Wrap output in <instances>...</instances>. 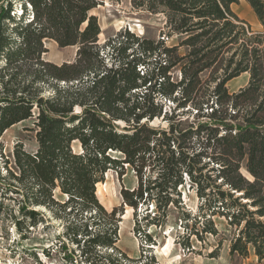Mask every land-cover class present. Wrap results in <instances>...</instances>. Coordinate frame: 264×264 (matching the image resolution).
<instances>
[{"label": "trees", "instance_id": "trees-1", "mask_svg": "<svg viewBox=\"0 0 264 264\" xmlns=\"http://www.w3.org/2000/svg\"><path fill=\"white\" fill-rule=\"evenodd\" d=\"M102 1L0 0V139L33 120L37 142L33 152L17 142L10 157L0 142V219L22 240L60 222L69 264H130L118 248L123 210L108 212L97 196L109 172L129 168L139 184L122 190L124 205L148 203V225L181 210L190 250L193 236H218L214 218H224L235 230L231 256L263 261L264 32L233 12L241 0H131L166 18L163 40L126 30L101 45L91 13ZM243 1L264 26V0ZM47 41L76 47L75 60H45ZM243 74L248 85L230 93ZM164 102L176 107L168 113ZM159 119L167 128L153 126ZM184 175L195 216L180 200Z\"/></svg>", "mask_w": 264, "mask_h": 264}, {"label": "rangeland", "instance_id": "rangeland-1", "mask_svg": "<svg viewBox=\"0 0 264 264\" xmlns=\"http://www.w3.org/2000/svg\"><path fill=\"white\" fill-rule=\"evenodd\" d=\"M15 1L18 2L16 6H19V0ZM233 12L240 20L247 22L255 32H264V26L245 1L241 0L239 5L234 6ZM91 14L98 18L102 29L101 45L111 38L124 35L126 30L135 34L136 37L155 41L163 40L162 34L166 33V18L164 16L135 10L131 0H103L102 4ZM121 39L123 40V38ZM177 41V37L166 39V45L171 47L176 45ZM45 47L47 49L45 60L58 65L73 62L78 51L76 47L59 48L52 41H47ZM181 53L183 54L184 51ZM178 78L179 74H176V79ZM247 85L248 76H241L231 81L227 88L230 93H237ZM164 103L168 113L176 107L173 102ZM207 112L205 109L204 113L207 114ZM194 113L196 114V111ZM33 122V120H29L12 127L0 139V142L4 144L7 156H11L13 146L17 142H23L27 151L36 150L35 132L31 131L34 129ZM153 126L167 128L168 124L159 119L153 123ZM243 174L248 176L245 170H243ZM184 183L180 200L186 209L195 216L199 200L195 192L189 189L190 182L186 175H184ZM138 184L135 173L128 168L123 176L109 172L105 177V182L97 188L99 201L108 212L115 208L123 210V214L120 213L117 216V219L120 220L118 248L128 256L131 260L130 264H264V260L259 261L253 252L248 258L238 255L231 256L230 248L235 237V230L230 228L226 219L220 217L214 218L218 236L208 235L202 241L193 236L190 240L191 249H185L183 243H185L188 233L181 226V210L173 207L167 221L159 228L156 225H148V221H144L146 214L151 211L148 203L145 206L140 205L137 211L124 205L122 190L133 191L138 188ZM178 198V196H173L175 200ZM147 209L149 211H146ZM155 213L156 211L153 212V214ZM137 224H139L138 228H136ZM63 232V225L53 221L47 227L40 226L31 231L26 235L28 239L22 240V235L13 226L0 219V264H69L58 250L60 249L59 236L62 237ZM145 234L152 236L155 245L146 244ZM69 247L77 251L76 260L80 262L79 251L71 244ZM100 254L103 257L105 253L100 252ZM212 255L214 258L211 257ZM99 260L93 258V262L96 264H101Z\"/></svg>", "mask_w": 264, "mask_h": 264}, {"label": "crops", "instance_id": "crops-1", "mask_svg": "<svg viewBox=\"0 0 264 264\" xmlns=\"http://www.w3.org/2000/svg\"><path fill=\"white\" fill-rule=\"evenodd\" d=\"M233 9V8H232ZM242 76H248V82H249V75L248 74H243ZM241 77V76H240ZM239 77V78H240ZM238 79V78H237Z\"/></svg>", "mask_w": 264, "mask_h": 264}]
</instances>
